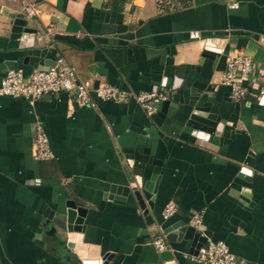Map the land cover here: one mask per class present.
<instances>
[{
    "label": "crops",
    "instance_id": "1",
    "mask_svg": "<svg viewBox=\"0 0 264 264\" xmlns=\"http://www.w3.org/2000/svg\"><path fill=\"white\" fill-rule=\"evenodd\" d=\"M27 1L36 8L33 19L23 0H0V84L9 68L30 72L64 56L94 85L161 93L160 71L172 56L207 86L203 94L220 105L213 117L227 124L219 143L204 144L179 110L146 130L149 114L138 102L130 106L134 98L118 103L93 95V108L67 92L34 102L0 95V264H84L49 222L68 211L81 218L78 233L99 255L88 260L101 264H202L189 257L191 239H177L163 252L151 242L177 222L190 226L198 213L203 235L225 241L242 264H264V96L235 100L220 83L235 52L252 56L264 72V0ZM20 21L36 29L33 46H10ZM194 30L201 38L191 37ZM204 50L216 59L201 62ZM38 122L50 138L48 160L32 156ZM136 146L149 147L160 167L156 192L141 201L128 162ZM170 200L178 210L166 220Z\"/></svg>",
    "mask_w": 264,
    "mask_h": 264
},
{
    "label": "built area",
    "instance_id": "2",
    "mask_svg": "<svg viewBox=\"0 0 264 264\" xmlns=\"http://www.w3.org/2000/svg\"><path fill=\"white\" fill-rule=\"evenodd\" d=\"M159 1L169 4L173 0ZM238 6V2L231 4V7ZM23 7L27 16L33 19L36 14L35 6L27 0H23ZM201 36L199 30L191 32L192 38H201ZM44 37V33H38L39 40H44ZM259 44L264 45V36L260 38ZM220 83L228 88L231 97L235 100L245 99L254 94L264 96V72L259 70L256 60L244 52H235L229 55ZM60 92H67L80 105H88L93 108H97L93 95L102 100L118 103L128 102L134 98L149 115L154 113L159 99L164 98V94L160 92L134 93L108 82L94 85L92 79L81 78L79 72L70 65L64 56H58L54 65L35 67L30 72H26L22 67L9 68L0 84V95L15 98L24 97L31 102ZM32 156L37 160H48L54 157L50 138L44 125L40 122L35 127ZM134 185L135 183H133ZM177 210L176 201L170 200L164 207L163 218L169 219ZM202 220V213L195 214L188 225L199 230ZM151 242L159 252L172 249L171 242L165 233L154 236ZM189 257L202 264H242L238 256L223 240L208 239L200 246L197 253L190 254Z\"/></svg>",
    "mask_w": 264,
    "mask_h": 264
},
{
    "label": "water",
    "instance_id": "3",
    "mask_svg": "<svg viewBox=\"0 0 264 264\" xmlns=\"http://www.w3.org/2000/svg\"><path fill=\"white\" fill-rule=\"evenodd\" d=\"M15 23L12 28L10 46H33L35 42V28L26 27V23ZM210 57L216 59L217 53L211 50H204L203 58ZM52 62L51 65H54ZM162 79L160 82L161 93L164 94V98H160L156 104L154 113L148 115L149 122L146 124V130L153 131L154 124L162 125L165 119H173L175 113L179 110L186 112L188 117L186 118V125L193 130V134L202 140V142H220L218 132H223L224 125L227 124V120L222 118L221 115L213 117V109L220 108V105L215 102V97L203 94L207 88L206 85L192 80L190 71L186 70V66H180L174 64V58L170 56L162 71ZM184 98L183 102L177 101V97ZM136 104L135 99H131L130 106L133 107ZM130 107V108H131ZM226 144L223 145L225 149ZM130 157L128 162L133 168L135 173V179L138 183V188L133 190L134 196L141 201L142 194L147 197L151 196V193L156 192V184H152L154 180H157L156 174L160 171V167L156 166V161L151 156V150L149 147L136 146L129 150ZM131 190H129L130 192ZM81 218H75L73 211H68L65 215L51 218L49 222L55 224L53 232L58 233V228L62 231V235L66 234L64 238L67 249L75 248L78 251V256L84 259V264H101L103 260H88L97 259L98 256H92L91 249L94 248L92 244H86L83 241L81 232V226L78 224ZM83 229V227H82ZM165 233L170 242L175 240H182L183 238L191 239L195 246V253H197L200 246L208 241L209 235L202 234L200 230L195 229L192 226H186L183 222H177L173 226L165 229ZM90 251V252H89Z\"/></svg>",
    "mask_w": 264,
    "mask_h": 264
}]
</instances>
